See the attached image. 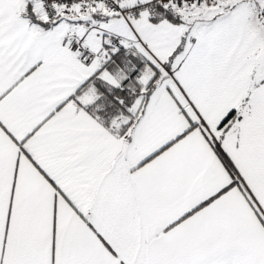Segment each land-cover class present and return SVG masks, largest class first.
Listing matches in <instances>:
<instances>
[{"label": "snow or ice", "instance_id": "6c2138e0", "mask_svg": "<svg viewBox=\"0 0 264 264\" xmlns=\"http://www.w3.org/2000/svg\"><path fill=\"white\" fill-rule=\"evenodd\" d=\"M0 264H264V0H0Z\"/></svg>", "mask_w": 264, "mask_h": 264}]
</instances>
